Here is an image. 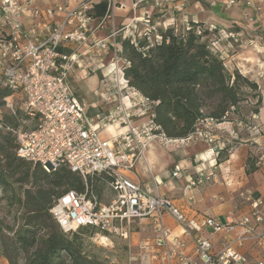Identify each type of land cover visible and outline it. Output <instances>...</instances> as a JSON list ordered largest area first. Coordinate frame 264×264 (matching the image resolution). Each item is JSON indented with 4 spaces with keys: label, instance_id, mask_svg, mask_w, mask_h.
<instances>
[{
    "label": "built area",
    "instance_id": "2783aa9c",
    "mask_svg": "<svg viewBox=\"0 0 264 264\" xmlns=\"http://www.w3.org/2000/svg\"><path fill=\"white\" fill-rule=\"evenodd\" d=\"M61 1L57 0L49 14L62 13V21L28 26L22 20L23 14L30 11L28 0H24V5H19L18 0H0V87L10 91L4 103L15 116L13 103L16 100L18 110L34 122L31 129L12 128L0 122V130L13 136L18 158L39 165L46 173L66 167L78 174L86 185L84 193L68 191L49 209L60 231L69 234L90 227L105 235V239L115 236L129 241L133 224L147 219L153 236L141 240L135 254L130 252L128 264H264L263 200H250V211L237 221L228 213L225 223L212 217L197 222L169 198L160 195L157 183L147 188L128 174L143 158L150 142L166 145L196 137L209 145L215 142L210 132L198 128L186 139H168L153 120L154 102L131 88L124 95L120 87L127 81L118 67L121 45L114 39L116 33H121L123 41L135 46L141 39L160 41V25L152 23L149 9L156 10L160 18L170 16L163 21L162 30L176 27L175 22L180 19L187 30L188 21L182 17L189 0H131L132 17L119 29L112 26L113 32L107 39L90 37L94 20L88 13L95 4L106 1L105 17L111 18L114 10L122 6L119 0H82L73 8ZM224 4L230 7L241 1L226 0ZM262 4L263 0H243V13L252 10L255 15H261ZM31 15L32 19H38L41 14L32 10ZM207 30L209 48L221 54L220 41L233 36L222 30L214 33L215 29L210 27ZM195 33L201 36L204 30L197 27ZM107 51L112 55L110 65L117 67L116 80L106 84L105 92L99 94L102 104L98 112L90 116L87 104L75 95L70 77L81 68L82 55L93 58L89 65L100 69V58ZM105 109L108 112L105 113ZM201 123L215 124L208 119ZM109 129L116 131L115 134L104 138L103 132ZM255 145L256 166L264 170V144ZM220 149L217 145L211 146V153L216 156ZM179 172V167H175L173 176H178ZM94 175L104 177L113 195L108 204L100 203L86 184L87 178ZM210 179L211 175L199 172L196 179L188 181L187 188L204 185ZM166 215L174 220L182 235L192 238L191 256L186 253L187 245L181 237L164 224ZM235 228L238 229L236 236L218 248L201 234L204 229L211 235H219ZM246 248L256 251L255 263L249 259Z\"/></svg>",
    "mask_w": 264,
    "mask_h": 264
},
{
    "label": "trees",
    "instance_id": "16d2710c",
    "mask_svg": "<svg viewBox=\"0 0 264 264\" xmlns=\"http://www.w3.org/2000/svg\"><path fill=\"white\" fill-rule=\"evenodd\" d=\"M88 15L92 20L104 18L106 1L95 4ZM200 26L190 21L189 29L181 33H173L172 28L161 30L160 41L141 39L136 46L127 40L121 43L123 77L129 88L154 102L153 120L168 139L188 138L205 119L222 122L231 108L237 111L246 89L257 100L254 113L261 104L257 85L237 71L230 74L225 69L220 56L203 39L205 31L196 35ZM9 95L8 89L0 87V111ZM16 121L12 115H1L4 126L17 128ZM252 172L254 168L247 171ZM0 188L8 201L16 199L25 210L24 224L13 233L14 249L25 254L24 264H103L83 254L78 234L69 233V237L61 232L49 213L62 194L84 192V181L66 167L46 173L39 165L18 158L14 138L5 130H0ZM18 189H22L21 195ZM78 230L92 233L94 228ZM9 263L14 264L10 259Z\"/></svg>",
    "mask_w": 264,
    "mask_h": 264
},
{
    "label": "crops",
    "instance_id": "0c3cea01",
    "mask_svg": "<svg viewBox=\"0 0 264 264\" xmlns=\"http://www.w3.org/2000/svg\"><path fill=\"white\" fill-rule=\"evenodd\" d=\"M29 1L30 11L25 12L22 16L26 25L62 21V13L49 14L57 0ZM80 1L82 0H62V4L68 8H73ZM208 1L190 0L185 6L186 17L190 21L201 23L206 27L224 29L233 38H240L241 44L247 43L246 46L241 45L240 50L234 55L230 54L231 51L228 49L233 40L227 41L229 47L227 44H223L220 48L223 58L229 57L224 65L225 68L231 70L235 67L242 75L253 80L258 88L261 99L258 112L255 114V118H251L249 122L251 126L242 129V135L248 144L235 149L234 152L222 159L219 157L223 154L221 151L220 154L213 155L211 146L198 137L184 143L166 145L153 141L146 147L143 158L137 162L134 170L128 174L147 188H151L157 183L159 194L169 198L176 207L195 221L200 222L202 218L212 217L225 223L228 213H232L233 221H237L241 216L247 214L250 211V200L261 199L264 201V170L249 174V180L245 172L247 156L255 149V143L264 144V10L258 16L247 12L248 16L245 17L243 6L237 5L227 9L221 4L223 0H215L216 5H211L207 3ZM119 2L122 6L114 10L113 19L107 18L106 20L104 17L91 23L89 34L92 39H104L109 36L108 29H105L107 24L111 26L110 28H113L112 26L117 28L132 17L131 0H119ZM18 3L21 4L22 0H18ZM32 10L40 12L41 15L38 19H32ZM149 11L154 16L153 9H149ZM136 14L138 15V12ZM167 15L161 18L155 15L157 22L154 23H159L161 26L163 21L167 19ZM152 19L155 21L154 17ZM105 22L107 24L103 25ZM101 25L102 30H99L98 26ZM64 50L70 51V49ZM83 61H87L86 56L83 57ZM77 75L79 79H82L80 71ZM71 77L74 78L73 75ZM85 82H90L87 91L95 93V97L106 90L103 82L96 75L85 79ZM99 87L104 90H99ZM101 104L99 101L97 104L88 105L87 113L93 111L95 115ZM108 110L105 109V113ZM230 130L231 126L228 122L220 123L214 127L213 133L218 140V145L229 141ZM115 132L113 130L112 135ZM175 167L180 169L176 177L173 176ZM199 172L211 175L210 181L204 185L188 189V181L196 179ZM249 191L255 193L254 198L248 197ZM164 224L174 235L181 237V240L187 245L186 253L191 256L193 251L192 238L182 235L181 229L169 215L164 217ZM237 232L238 229L235 228L230 233L211 235L209 230L204 229L201 234L209 237L215 247L218 248L223 242L232 240ZM152 236V229L147 219L134 223L128 244L130 252L135 254L139 242L143 239H151ZM245 251L251 262L255 263L256 251L247 248Z\"/></svg>",
    "mask_w": 264,
    "mask_h": 264
},
{
    "label": "rangeland",
    "instance_id": "374dc122",
    "mask_svg": "<svg viewBox=\"0 0 264 264\" xmlns=\"http://www.w3.org/2000/svg\"><path fill=\"white\" fill-rule=\"evenodd\" d=\"M189 1H188V3H189ZM224 1H226V0L221 1V4L227 9H229L230 7H233V6H237V5L243 6L242 5L243 0H240L241 4L232 5L230 7H227L226 4H224ZM212 2H214V4H212ZM29 3H30V1H29ZM61 3H62V1H61ZM188 3H186V6L188 5ZM207 3H210L211 5H216L217 2L215 0H209ZM19 5H24V0H22V3L21 4L19 3ZM262 5H263V10H264V0H263ZM263 10H262V12H263ZM184 11H185V7H184ZM184 11H183L184 14H183L182 18L186 19L188 21V24H189L190 19L186 17V14ZM153 12H154V16H152V17H154V19L156 16L158 18L160 17V15L157 14L156 10H154ZM247 12H251L255 16V13L252 10H248L245 13V17L248 16ZM262 12H261V14H262ZM168 16L169 15H167V18H168ZM120 17H122V16H120ZM111 18L113 19V15L111 16ZM105 19L107 20L106 17H105ZM151 21H152V23L157 22L156 19H155V21H153V19H151ZM51 24H56V23H51ZM105 24H107V23L105 22L103 25H105ZM175 24H176V27H174V28L169 27V28H172L174 30L173 33L177 34V33H181L182 31L185 30V28H184L185 23H183L181 21V19H180V21L175 22ZM110 27L111 26L108 24L105 27V29H108L109 34H111L113 32V29ZM120 27L121 26L119 25L117 28L119 29ZM160 27H162V25L159 26V29L162 30V28H160ZM98 28H99V30H102V25L100 27L98 26ZM200 28L203 29L206 33V35H203L204 36L203 39L207 40V43H209V38H208L209 32L207 30L209 28V26L206 27L205 25L201 24ZM210 28L215 29L214 33H217L218 30L225 31L224 29H217V28H213V27H210ZM107 37L104 39H107ZM114 39H115L116 43H118L120 45L123 42L121 33H119V34L116 33ZM231 40H233V43H231V46L228 49H230L229 51H231L230 54L234 55V54H237V52L240 50L241 45H243V44L240 43V38L235 37V38H231L227 41L230 42ZM108 41L110 43H112L111 39H109ZM227 41L225 42L224 39L221 40L220 46H223V44L228 45ZM246 45H247V43H244L243 46H246ZM228 47H229V45H228ZM119 54H120V52L118 53V56L120 59V64L118 65V67H120V70L123 71V68L125 67V61L120 57ZM227 54H229V53H227ZM218 55L220 56V58L222 59L224 65H225L227 63V60H229L228 59L229 57L223 58L222 53L218 54ZM85 56H83V55L81 56V58H80V63L82 64L81 68L79 70L77 68L76 71L72 74L74 76V78L70 77V83H71V86H72L73 91L75 92V95L77 96V98L80 101L85 102L88 106L91 104H97L100 101V97L98 96L99 94H97V96L95 97V95H94L95 93H93V92L90 93L87 91V86H88V83H90V82L86 83L85 79L96 75L97 77H99V80L103 82L104 88H106L107 83L109 84V83H111L110 81L116 80L117 75L115 73L117 72V69H115V68H117V67L115 65V68H113L112 65H110V61L112 58L110 51L102 53V56L100 58V63H99L100 65H102V67L100 69H94L95 65H89V63L90 64L92 63L91 60L93 59V58L91 59V57L89 55L86 56L87 61L84 62L83 57H85ZM233 65H235V64H233ZM225 69L230 74H232L234 71H237L239 75L247 78L252 83H255L250 78L242 75L235 67L231 68V70H228L227 68H225ZM79 71L81 72L82 79L81 78L79 79V76L77 75ZM120 77H121V75L119 74V78ZM120 87L122 88L121 91H122V94H124V95L126 93H129L131 90L128 87V83L127 84L124 83ZM99 90H104V89H102V87L100 89V87H99ZM256 93L259 94L258 88H257ZM253 94H254V92L250 91V89L244 90V95H243L244 100L239 104L237 111L232 110V108H231V110L227 114V116L225 118H223L222 122H220V123L228 122L229 125L231 126V130L229 131V141L226 143L224 142L225 145L223 143H221V145H218V143H217L218 140H216V138H215L214 144H212L210 146L217 145V147H221L219 152L221 151L223 154H221V156H219V157L222 159L225 158V156H228L230 153L234 152L235 149L240 148L244 144H248V142L245 141V137L242 135V132H243L242 129H246L247 126H251V124L249 122L251 121L252 116L253 115L255 116V114H256L253 112V110L256 107L257 100H256V98H253V96H252ZM13 104H14V109L16 111V115L15 116L12 115L11 112L4 105L3 107H1L2 117L4 115H7V116L12 115V116L17 118L16 122L19 126H21V128H23V129L33 128L34 122L32 120H30L29 118H27L26 116H24V114L22 112H20V110H18V108H17L18 102L16 100H14ZM18 112H20V114H18ZM93 113H94L93 111H90L89 115L94 116ZM220 123L215 122V124H213L211 126H206L204 123L202 124L200 122L196 126V129L198 128L201 131L210 132L212 134V136H214L213 129L216 125H218ZM112 131L113 130H111V129H109L108 131L106 130L105 132H103L102 136L104 138H109L112 135ZM198 139L205 141L204 139L199 138V137H198ZM180 140H182V139H180ZM255 146H257V145H255ZM252 168H254V172L263 170V169H260L256 166L255 149L252 150V152L250 153L249 156H247V160H246L245 172L247 174L248 180H249V174H251V173H247V171H249ZM89 179L91 180V183H89V185H88V183L86 182V184L94 192V194L97 196L98 201L102 204H108L110 202V200L112 199L113 195H112L111 191L109 190V187H108L105 179H103L102 177H100L98 175H94V176L87 178V181ZM85 189H86V185H85ZM21 190L22 189L17 190L18 195H21V193H22ZM84 192H85V190H84ZM84 192H82V193H84ZM254 194H255L254 192L249 191L248 197L254 198ZM25 216H26L25 210L16 203V199L8 201L7 196L2 192V189L0 188V264H10L9 259L14 264H24L25 254L14 249L13 233L15 231H17L18 229H20V227L24 224ZM7 227L11 228L12 231H8ZM79 231L80 230H76L73 233L78 234V238H79L78 240L82 244L81 250H82L83 254H85V255L93 258V259H96L97 261H99L103 264H128V258L130 255V248H129L128 244H129L130 240L129 241H123L121 238L115 237V236H109L107 239H105V235H103L102 233H100L96 229H94L92 233L91 232L80 233ZM40 234H42V233H40ZM72 234H68V236L72 237Z\"/></svg>",
    "mask_w": 264,
    "mask_h": 264
},
{
    "label": "bare ground",
    "instance_id": "6f19581e",
    "mask_svg": "<svg viewBox=\"0 0 264 264\" xmlns=\"http://www.w3.org/2000/svg\"><path fill=\"white\" fill-rule=\"evenodd\" d=\"M104 239V238H103ZM105 240V239H104Z\"/></svg>",
    "mask_w": 264,
    "mask_h": 264
}]
</instances>
